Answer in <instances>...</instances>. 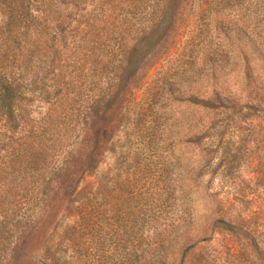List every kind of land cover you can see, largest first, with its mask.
Segmentation results:
<instances>
[{
  "label": "rangeland",
  "instance_id": "374dc122",
  "mask_svg": "<svg viewBox=\"0 0 264 264\" xmlns=\"http://www.w3.org/2000/svg\"><path fill=\"white\" fill-rule=\"evenodd\" d=\"M81 1L98 45L57 35L16 109L44 159L1 182L28 220L0 264H264V0Z\"/></svg>",
  "mask_w": 264,
  "mask_h": 264
},
{
  "label": "trees",
  "instance_id": "16d2710c",
  "mask_svg": "<svg viewBox=\"0 0 264 264\" xmlns=\"http://www.w3.org/2000/svg\"><path fill=\"white\" fill-rule=\"evenodd\" d=\"M157 1H159L158 6L165 2V0ZM80 2L82 1L0 0V9L4 14V22L0 25V150L3 151L0 159V197L3 186L1 182L9 179L10 170L14 168L16 162H23L26 166L33 167L42 164L44 159V157L40 158V152L44 150L41 148L43 143L39 132L29 140L28 136L23 135L12 138L15 134L14 129L22 123V109L16 113V109L21 108L19 102L27 98L25 94L27 91L36 88L35 77H32L33 74L30 72L35 69L32 63L43 58L48 66H53L57 60L54 50L52 47L44 49V46L53 43L52 41L59 34L64 37L71 33L75 39L66 51L83 46L87 52H92L94 45H98V29H94L87 17L81 16L76 19L73 16L75 10L73 7ZM158 13L162 15L165 11L158 8L156 14ZM245 37L250 54L263 60V52L255 40L249 34ZM65 58L69 60L70 55ZM31 84L32 87L29 86ZM99 146L100 135L96 132L93 140L90 141L82 165L92 163ZM67 158L68 156L61 164L51 166L53 172L51 182L58 181L62 172L66 170L69 163ZM45 187L47 190L49 185L42 189ZM26 220L28 219L25 217L16 216L14 206L6 216L3 214V219L0 220V241L6 237L8 255L14 252L19 242L25 238ZM226 226L231 228L230 224ZM4 227L6 229H3ZM44 264L57 263L50 260Z\"/></svg>",
  "mask_w": 264,
  "mask_h": 264
}]
</instances>
